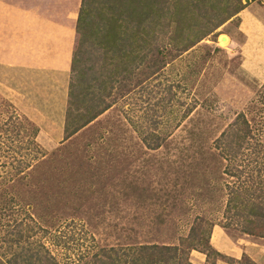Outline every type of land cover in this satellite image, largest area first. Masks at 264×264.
<instances>
[{
	"label": "rangeland",
	"instance_id": "1",
	"mask_svg": "<svg viewBox=\"0 0 264 264\" xmlns=\"http://www.w3.org/2000/svg\"><path fill=\"white\" fill-rule=\"evenodd\" d=\"M60 1L62 12L55 16L70 22L76 44L81 0ZM247 3H257L264 15V0ZM69 8L75 12L68 13ZM239 12L156 72L140 75L109 108L85 122L69 140L63 141L64 128L62 134L51 132L47 126L40 130L38 142L44 150L50 153L62 145L69 146L67 159L80 157L90 163L81 168L77 163L70 166L73 208L63 212L59 223L48 232L37 234L62 264L81 263L102 246L178 244L202 215L213 218V226H221L234 242L252 247L254 252L264 251L263 237L219 223L224 206L221 191L213 200L205 197L215 183L233 179H224L219 158L203 163L202 156L211 153L205 148L257 98L264 82V43H257L240 29ZM222 35H227V42ZM154 140L162 144L149 147L147 142ZM81 170L86 171L85 181ZM210 241L232 256L217 248L211 235ZM244 252L250 256L249 251ZM190 259L194 264H205L206 254L192 249ZM217 264L231 261L218 259Z\"/></svg>",
	"mask_w": 264,
	"mask_h": 264
},
{
	"label": "trees",
	"instance_id": "2",
	"mask_svg": "<svg viewBox=\"0 0 264 264\" xmlns=\"http://www.w3.org/2000/svg\"><path fill=\"white\" fill-rule=\"evenodd\" d=\"M247 4V0H81L63 141L109 108L140 75L156 72ZM39 132L40 127L0 93V264H62L37 234L48 232L63 212L73 208L70 166L90 163L80 157L67 159L69 146L44 150ZM147 144L157 148L162 141ZM205 150L211 153L202 156L203 163L219 158L224 179L233 178L215 183L205 195L213 200L219 191L223 194L219 223L264 238V82L257 98ZM85 172L80 171L83 181ZM198 219L178 244L102 246L76 264H194L192 249L206 254L205 264L224 258L231 264H258L245 252L235 258L216 249L210 241L215 220L206 215Z\"/></svg>",
	"mask_w": 264,
	"mask_h": 264
},
{
	"label": "crops",
	"instance_id": "3",
	"mask_svg": "<svg viewBox=\"0 0 264 264\" xmlns=\"http://www.w3.org/2000/svg\"><path fill=\"white\" fill-rule=\"evenodd\" d=\"M61 3L0 0V93L37 123L40 130L47 126L58 134L64 128L75 44V29L70 22L66 24L55 16L62 12ZM258 8L257 3L248 4L238 16L240 29L262 44L264 15ZM71 9L68 13L75 12ZM211 236L217 248L232 256L241 257L247 250L264 264V251L254 252V248L234 242L221 226L214 225ZM194 252L202 258L200 252Z\"/></svg>",
	"mask_w": 264,
	"mask_h": 264
},
{
	"label": "water",
	"instance_id": "4",
	"mask_svg": "<svg viewBox=\"0 0 264 264\" xmlns=\"http://www.w3.org/2000/svg\"><path fill=\"white\" fill-rule=\"evenodd\" d=\"M226 38H227L226 35H222V36H221V39H222V40H225Z\"/></svg>",
	"mask_w": 264,
	"mask_h": 264
},
{
	"label": "bare ground",
	"instance_id": "5",
	"mask_svg": "<svg viewBox=\"0 0 264 264\" xmlns=\"http://www.w3.org/2000/svg\"><path fill=\"white\" fill-rule=\"evenodd\" d=\"M226 37H227V35H226ZM226 39H228V38H226ZM226 39H225V41H226ZM227 42V41H226Z\"/></svg>",
	"mask_w": 264,
	"mask_h": 264
}]
</instances>
